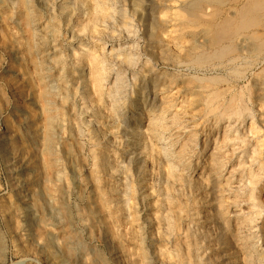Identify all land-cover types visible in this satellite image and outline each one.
Listing matches in <instances>:
<instances>
[{"label": "bare ground", "instance_id": "bare-ground-1", "mask_svg": "<svg viewBox=\"0 0 264 264\" xmlns=\"http://www.w3.org/2000/svg\"><path fill=\"white\" fill-rule=\"evenodd\" d=\"M260 2L249 0L229 13L222 10L226 0L84 4L90 26H82H88L97 42L88 52L92 56L85 83L96 97L92 115L98 118L93 145L96 182L101 184L98 202L121 225L131 226L132 232L125 233L133 247L121 251L138 255L134 264H152L150 255L175 264L186 254L189 264H264V137L257 109L264 91L250 102L239 85L244 72L237 69L244 32L264 21ZM66 8L67 2L62 3L61 9L68 12ZM72 15H65L66 23ZM128 16L143 22L139 34L145 38L148 67L140 65L137 47L134 57L115 42L116 31L123 30L127 40L137 35L127 28L133 21L125 22ZM258 34L253 31L250 37ZM260 49L257 54L263 55ZM170 68L176 72H168ZM227 70H233L234 78L225 75ZM173 239L178 240L176 247Z\"/></svg>", "mask_w": 264, "mask_h": 264}, {"label": "rangeland", "instance_id": "rangeland-1", "mask_svg": "<svg viewBox=\"0 0 264 264\" xmlns=\"http://www.w3.org/2000/svg\"><path fill=\"white\" fill-rule=\"evenodd\" d=\"M81 1L74 5L73 0H0V264H134L138 261V255L121 251V248L133 247L128 239L131 226L121 225L98 202L101 184L96 182L99 172L93 154L94 135L99 134L95 131L98 118L92 115L96 97L85 83L89 71L87 60L92 56L88 52L95 49L97 42L91 38L94 33L86 31L88 26H84L86 29L82 26L88 24L84 14L88 0ZM248 1L226 0L222 10L232 12V8L235 10ZM66 2L73 12L70 8H66L68 12L61 9ZM65 13L73 14L72 22L66 23ZM128 17L125 22L129 19L133 24L127 28L133 27L137 35L127 40L123 30L116 31L115 42L130 53L132 50L133 56L138 52L140 65H145V38L139 34L143 22L136 20L137 17ZM262 22L244 32L247 43L242 42V46L238 43L239 50L246 49L245 52L238 50L243 58L237 69L244 72L240 74L243 78L239 85L249 94L250 102L264 91V53H260L264 52V45L262 42V46L259 45L262 39L264 42ZM97 29L94 32H98ZM253 31L262 33V36L258 34L261 38L250 37ZM81 54L82 60L78 59ZM166 63L172 65L171 61ZM167 70L176 72L171 68ZM224 73L234 78L233 70ZM258 104V113L263 116L258 125L263 126L264 102ZM262 126L260 133L264 137ZM51 133L53 155L49 153ZM51 163L54 168L50 167ZM174 241L178 240L173 239L175 246L178 243ZM113 248L119 251L116 255L111 254ZM157 257L149 256L152 264H166ZM179 258L175 264L190 262V255Z\"/></svg>", "mask_w": 264, "mask_h": 264}]
</instances>
